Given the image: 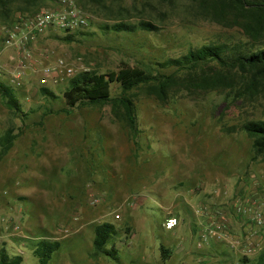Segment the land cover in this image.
Returning <instances> with one entry per match:
<instances>
[{
  "label": "rangeland",
  "instance_id": "1",
  "mask_svg": "<svg viewBox=\"0 0 264 264\" xmlns=\"http://www.w3.org/2000/svg\"><path fill=\"white\" fill-rule=\"evenodd\" d=\"M115 2L129 9L123 19L149 20L158 28L106 29L122 11L106 0L105 6L84 8L92 23L74 32L73 40L57 30L37 36L31 66H22V52L6 46L5 28L43 7H56L57 0L16 1L7 16L0 12V79L14 84L10 68L19 65L21 83L14 86L22 108L16 113L0 97V136L11 127L18 133L11 152L0 157V206L12 227L4 243L10 253L23 255L21 264H39L34 247L42 238L61 242L50 264H194L207 260L197 248L213 217L208 204L232 202L245 182L241 193L248 192L264 210V156L252 159V139L238 130L247 119L264 118V96L233 102L226 91L184 93L162 104L135 90L140 130L135 144L111 104L63 111L69 78L45 86L55 97L41 92L40 69L59 57L76 68L108 73L126 64L156 65L210 42L247 41L238 27L203 18L188 0L172 6L160 0ZM25 6L29 11L19 9ZM120 92L113 82L112 95ZM170 215L179 218L174 229L164 226ZM103 221L118 228L109 247L117 248L120 261L92 256L95 226ZM162 246L170 248L169 257H163ZM263 247L264 226L249 257Z\"/></svg>",
  "mask_w": 264,
  "mask_h": 264
},
{
  "label": "trees",
  "instance_id": "2",
  "mask_svg": "<svg viewBox=\"0 0 264 264\" xmlns=\"http://www.w3.org/2000/svg\"><path fill=\"white\" fill-rule=\"evenodd\" d=\"M23 5H41L45 0H0V12L7 16L14 2ZM84 9L89 6H105L106 0H77ZM114 0V4L117 3ZM178 0H160L161 3L173 5ZM149 3V1H147ZM190 6L203 18L210 19L224 27H238L247 37V41L228 44L210 42L190 48L179 57H169L157 64L124 65L118 71L108 73L94 69L80 71L69 78L64 90L67 107L62 110L70 113L79 105L111 104L113 111L125 119L132 140L137 144L139 135L138 115L135 90L142 91L146 96L153 97L165 104L181 94L198 92L226 91L231 93L232 101L250 100L264 96V0H188ZM147 3V4H148ZM122 11L120 18L104 24L106 29L117 32H134L139 29L154 30L157 24L140 19L133 22L123 19L129 15L126 6L117 3ZM149 5H151L149 3ZM28 10V6L19 7ZM33 13H36L34 11ZM122 18V19H121ZM81 32V31H80ZM64 40H73V34L62 36ZM158 66V67H157ZM175 67L172 72L162 68ZM121 85L118 96L112 95V83ZM44 95L55 97L48 87H41ZM230 96V95H229ZM0 97L7 106L19 113L22 111L17 89L14 84L0 79ZM238 130L243 131L252 139V159L264 156V118H251L243 121ZM18 133L9 128L0 136V157L7 154L13 147ZM118 234L114 222L103 221L95 226L93 257L104 255L120 261L117 248L110 244ZM61 246L59 240L42 238L34 247L39 264H50V260ZM163 257H169L170 248L162 246ZM22 254H12L5 243L0 247V264H21ZM241 264H264V247L254 257L241 256Z\"/></svg>",
  "mask_w": 264,
  "mask_h": 264
},
{
  "label": "built area",
  "instance_id": "3",
  "mask_svg": "<svg viewBox=\"0 0 264 264\" xmlns=\"http://www.w3.org/2000/svg\"><path fill=\"white\" fill-rule=\"evenodd\" d=\"M57 2L58 6L43 7L32 16H23L10 28H5V44L7 47L22 52V66H25L26 63L32 65V43L37 36L51 30L67 34L74 33L85 30L91 25V16L86 13L77 0H57ZM85 70H90V68L85 65L76 68L66 58L59 57L53 63L42 66L39 84L43 86L49 83L56 84L60 79L71 78ZM16 73H12V82L14 85H20V76ZM240 182L242 183V181ZM242 185L237 189L232 202L222 203L215 207L206 203L208 204L207 208L213 213V217H211L210 224L201 233L199 246L215 239L225 241L232 248L239 250L242 256H249L257 249L264 226V210L261 203L248 192L241 193ZM115 216L120 218V214ZM237 221L241 223L240 231L235 229ZM178 225L179 218L175 215H170L165 219L164 226L167 229H174ZM16 229L18 230L19 227L16 226ZM60 230L64 233L70 232V228L65 226H62Z\"/></svg>",
  "mask_w": 264,
  "mask_h": 264
},
{
  "label": "crops",
  "instance_id": "4",
  "mask_svg": "<svg viewBox=\"0 0 264 264\" xmlns=\"http://www.w3.org/2000/svg\"><path fill=\"white\" fill-rule=\"evenodd\" d=\"M58 5L59 4L57 2V6ZM18 67L19 65L15 66L14 68L11 67V73H16L17 71H19ZM10 152L11 151H9L6 155H8ZM0 208L2 209L0 210V246H2L4 240H6V236L8 235L7 232L9 231V229H12V227H9L11 220L9 221L8 225H6V222L9 220V215L8 212L4 211V205L3 207L0 206ZM235 229L238 231L242 229L240 222H236ZM198 247L200 248L197 249H200V251L204 253L203 259L207 260L194 261V264H240L238 263L239 258L241 257L240 251L236 248H232L225 241L211 239L209 244ZM184 248L185 247H182V249Z\"/></svg>",
  "mask_w": 264,
  "mask_h": 264
}]
</instances>
